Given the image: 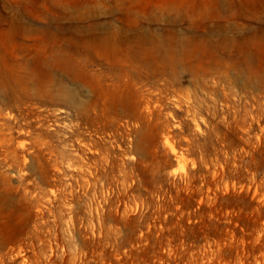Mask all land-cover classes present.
I'll return each mask as SVG.
<instances>
[{
	"label": "rangeland",
	"instance_id": "374dc122",
	"mask_svg": "<svg viewBox=\"0 0 264 264\" xmlns=\"http://www.w3.org/2000/svg\"><path fill=\"white\" fill-rule=\"evenodd\" d=\"M0 264H264V0H0Z\"/></svg>",
	"mask_w": 264,
	"mask_h": 264
}]
</instances>
